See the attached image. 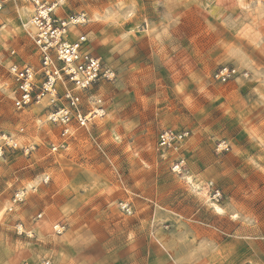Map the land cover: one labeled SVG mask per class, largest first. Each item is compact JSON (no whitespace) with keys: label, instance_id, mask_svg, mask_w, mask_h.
Wrapping results in <instances>:
<instances>
[{"label":"rangeland","instance_id":"1","mask_svg":"<svg viewBox=\"0 0 264 264\" xmlns=\"http://www.w3.org/2000/svg\"><path fill=\"white\" fill-rule=\"evenodd\" d=\"M4 1L0 132L32 149L0 160V264L264 262V34L257 44L241 36L250 23L264 28V0L218 10L214 0H51L59 16L86 14L88 23L75 29H86L91 53L117 73L115 82L79 93L84 114L101 99L104 115L70 138L47 122L45 100L12 105L9 50L36 67L38 56L15 12L20 2ZM222 66L236 76L218 80ZM167 128L189 132L188 153L160 155L157 136ZM18 190L25 195L13 206ZM55 221L66 224L67 239L51 234ZM18 225L32 236L18 234ZM155 235L165 250L152 249Z\"/></svg>","mask_w":264,"mask_h":264},{"label":"built area","instance_id":"2","mask_svg":"<svg viewBox=\"0 0 264 264\" xmlns=\"http://www.w3.org/2000/svg\"><path fill=\"white\" fill-rule=\"evenodd\" d=\"M15 3L25 1L32 6V13L28 20L22 23L27 35L33 42L37 56V67L17 60L14 48L9 50L7 74L12 82V105L15 110H23L32 104L43 100L47 102L50 111L47 113V122L60 127V136L70 138L74 127L89 132V123L95 117L104 115L101 99L94 100V108L84 114L80 109L79 93L86 92L100 82L112 83L117 79L115 69L95 56L87 47L88 39L84 32H78L74 39H70L71 30L88 23L85 13H70L65 16L56 14L57 1L51 0H11ZM5 8V1L0 0V13ZM235 69L227 66L220 67L215 77L221 82H227L236 76ZM59 86L62 93L59 94ZM62 101V103L59 102ZM22 131V129H20ZM189 137L186 130L167 128L162 130L156 141V149L163 157L170 152L178 151ZM63 146V145H62ZM32 146H23L18 139L9 133L0 132V160L7 153L21 151L30 153ZM222 149H227L222 147ZM52 151L57 146H51ZM186 167L184 158H179L172 170L179 173ZM48 176L42 181L47 183ZM212 198L218 200L220 192L212 189ZM23 190L14 193L11 201L14 206L24 196ZM120 209L126 215L132 213L128 203L121 202ZM12 210V206L8 208ZM41 214L37 215L40 218ZM66 224L56 222L52 225V232L56 236L64 233ZM18 234L32 236V232H24L17 226ZM21 264H29L22 262ZM37 264H50L48 259L40 260Z\"/></svg>","mask_w":264,"mask_h":264},{"label":"crops","instance_id":"3","mask_svg":"<svg viewBox=\"0 0 264 264\" xmlns=\"http://www.w3.org/2000/svg\"><path fill=\"white\" fill-rule=\"evenodd\" d=\"M214 4H215V6H214V9H216V10H218V8H225V7H230V5L232 6L233 4H236L237 3V1L236 0H214V2H213ZM15 12L17 13V17H19L20 18V23H23L24 21H26L29 17H30V15H31V13H32V6L29 4V3H27V2H25V1H20V8H17V6H16V10H15ZM235 20V22L237 21L236 19H234ZM1 22V25H2V21H0ZM239 26H237V31L239 30V34H241L242 33V30H241V24H238ZM5 25H2L1 27H0V29H2L3 27H4ZM73 32L69 35V38L72 40V39H74L75 38V35H76V33H78V32H84L85 34H86V36H87V39H88V43H87V47L89 48V41H90V39H89V37H88V35H89V33H87V31H86V29L84 30H82V29H73L72 30ZM261 32V34H259V33ZM262 34H264V28H263V26L262 25H259V24H255V25H251V23L249 24V34H247V35H241L243 38H245L246 40L247 39H249V41H250V43L252 42V43H258V40H259V36L260 35H262ZM256 43V44H257ZM90 50V49H89ZM91 51V50H90ZM260 54L262 53V55L264 54V45H263V47H261L260 48V52H259ZM18 60V59H17ZM22 63V62H21ZM110 65V64H109ZM112 66V65H111ZM113 67V66H112ZM238 83H240V81H239V79L238 80H236L235 81V84L237 85ZM183 87H185L186 85H182ZM182 86H180V87H182ZM182 87V88H183ZM184 89V88H183ZM183 91H185V90H183ZM210 90H207V92H209ZM216 91H213V93H215ZM183 93V92H182ZM190 97H191V95L190 94H188L187 96H186V100H183V103H185V104H187V100H190ZM188 105V104H187ZM190 105H194V102L193 101H191V104ZM192 141H193V138H189V139H186L185 140V142L182 144V146H181V148L179 149V151H181V154H182V152H183V149L185 150V149H187L186 150V153H188L190 150H188V146L189 145H191V143H192ZM194 152L195 151H193V154L191 155V158H193L192 156L193 155H198L197 153L196 154H194ZM187 158L186 156H180L179 158ZM178 158V159H179ZM190 163V162H189ZM209 170V168L208 167H206V168H204L203 169V171L202 172H200V173H197L198 171H196L195 173H197V175L196 176H203V174L204 173H207V171ZM211 170V169H210ZM209 170V171H210ZM60 221V220H59ZM59 221H55V222H52L51 223V225H50V229H51V234H53L52 233V225L53 224H55L56 222H59ZM38 229V228H37ZM65 232H66V230H65ZM65 232L63 233V234H61V235H59V236H57L59 239H62V240H65V239H67V235L65 234ZM54 236V235H53ZM154 241L157 243V245L154 243V242H152L153 243V245H152V249L153 250H165V247H164V244H163V242H162V240H161V236H154ZM221 250H218V252H220ZM228 251V250H227ZM232 251H236V250H232ZM224 252H225V254L224 255H226V256H232V255H234L235 253H233L232 254V252H231V250L230 251H228V254H226V250H224ZM231 253V254H230ZM255 257V256H254ZM253 257V258H254ZM236 258L237 259H239L238 258V256H236ZM252 258V259H253ZM250 259L249 261H243L242 259H239V261H233V262H230V261H228V260H226L225 261V263L226 264H264V262H261V260H258V259ZM201 260H203V264H208L207 263V261L205 260V259H200L199 261H201ZM199 261L198 262H195L194 261V259H192V260H190L189 259V261H188V259H186V260H181L180 258H177V257H175V261H174V264H197V263H199ZM24 262V261H23ZM22 263V262H21ZM20 263V264H21ZM222 262H219V263H217V264H221Z\"/></svg>","mask_w":264,"mask_h":264},{"label":"bare ground","instance_id":"4","mask_svg":"<svg viewBox=\"0 0 264 264\" xmlns=\"http://www.w3.org/2000/svg\"><path fill=\"white\" fill-rule=\"evenodd\" d=\"M216 209H218V210H219L220 208L216 207Z\"/></svg>","mask_w":264,"mask_h":264},{"label":"snow or ice","instance_id":"5","mask_svg":"<svg viewBox=\"0 0 264 264\" xmlns=\"http://www.w3.org/2000/svg\"><path fill=\"white\" fill-rule=\"evenodd\" d=\"M219 211V210H218Z\"/></svg>","mask_w":264,"mask_h":264}]
</instances>
